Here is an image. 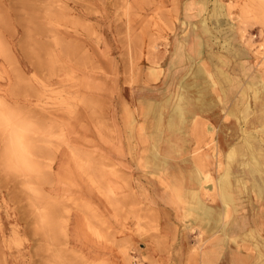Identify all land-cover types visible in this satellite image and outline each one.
<instances>
[{
  "label": "rangeland",
  "instance_id": "1",
  "mask_svg": "<svg viewBox=\"0 0 264 264\" xmlns=\"http://www.w3.org/2000/svg\"><path fill=\"white\" fill-rule=\"evenodd\" d=\"M225 1L239 16L231 22L264 28V0ZM171 10L163 0H0V264H102L70 246L76 214L125 263L143 264L134 249L155 239L159 225L150 210L116 196L114 168L91 137H107L112 104L140 86L139 68L158 60L177 16ZM184 113L177 105L170 126ZM12 134L22 138L27 168L5 158ZM91 188L123 223H134L141 243L115 238ZM213 255L201 250V262L213 264Z\"/></svg>",
  "mask_w": 264,
  "mask_h": 264
},
{
  "label": "crops",
  "instance_id": "2",
  "mask_svg": "<svg viewBox=\"0 0 264 264\" xmlns=\"http://www.w3.org/2000/svg\"><path fill=\"white\" fill-rule=\"evenodd\" d=\"M163 1L177 15L169 39L158 60L136 74L140 86H156L123 90L126 95L112 104L107 137L94 132L92 147L114 168L108 176L116 196L150 210L159 225L155 239L134 249L141 263L203 264L205 249L215 253L213 264H264V28L231 22L232 15L239 16L228 12L225 0H174L175 7L172 0ZM217 43L224 49L214 48ZM177 105L185 113L174 116L171 127ZM210 125L213 131L207 130ZM256 162L259 170L253 171ZM197 165L207 168L216 188L208 186L211 194L200 190L194 199ZM228 165L234 199L226 218L218 189ZM175 183L181 184L180 199L170 187ZM90 193L117 240L141 243L133 222L123 223L94 198L92 188ZM198 199L218 222L202 214ZM68 235L73 250L95 263L127 264L123 254L89 231L81 214L71 219Z\"/></svg>",
  "mask_w": 264,
  "mask_h": 264
},
{
  "label": "bare ground",
  "instance_id": "3",
  "mask_svg": "<svg viewBox=\"0 0 264 264\" xmlns=\"http://www.w3.org/2000/svg\"><path fill=\"white\" fill-rule=\"evenodd\" d=\"M151 69V68H149ZM214 83V82H213ZM202 94V93H201ZM190 95V94H189ZM191 96V95H190ZM205 96V95H203ZM182 99V98H180ZM209 107V106H208ZM196 109V108H195ZM199 114V113H198ZM2 116V115H1ZM5 122V121H4ZM12 126V125H11ZM21 128V127H19ZM20 130V129H19ZM207 130L208 131H213L214 128L210 125V126H207ZM10 137V136H9ZM22 143V138L20 137V135H16V134H12V137H11V140L10 142L8 143V145L6 146V153L8 154V156H6L5 158L7 157H12L14 159L17 160V164L20 162V166L21 167H29L30 166V161L25 157V159H27L28 161H25L24 159V155H23V145L21 144ZM212 143V142H211ZM214 144V143H213ZM25 149V148H24ZM5 153V154H6ZM221 154V153H220ZM10 155V156H9ZM179 155V154H178ZM230 155H232V153H230ZM219 156V155H218ZM231 157V156H230ZM11 158V160H12ZM13 159V160H14ZM15 161V160H14ZM23 161V163H22ZM16 163V162H15ZM21 163L23 165H21ZM221 163V162H220ZM204 165V164H203ZM201 164V166H203ZM205 167V166H204ZM259 167V164L256 162L255 163V166L253 167V171H256V170H259L258 169ZM172 168V167H171ZM207 169V168H206ZM205 169V170H206ZM233 169V168H232ZM204 168H200L199 165H197V170L195 172V174H192V198L194 199H197L198 198V192L200 190H206L205 193H209L211 194V192L208 191V186L210 188L211 187H214L216 188V185L214 183L210 184L209 182H213L214 179L212 180L213 177H211V175L205 171ZM222 170V169H221ZM235 171V170H234ZM224 172V171H223ZM261 172V171H260ZM237 174V173H235ZM238 175H240L238 173ZM242 175V174H241ZM231 176H232V170H230V166L228 165L227 168H225V173L221 176H219V189H218V192L223 200V202L225 203L224 205V215L221 214V216L223 215L224 217H228L229 216V210H230V206H229V203L233 201L234 199V196L231 192V187H232V184H231ZM246 178V177H245ZM236 182V180H235ZM209 183V184H208ZM189 186V185H188ZM171 189L174 190L175 194L178 195V198L180 199V197H183L184 194H182V189H181V184L179 183H175V184H172L170 185ZM199 189V190H198ZM198 190V191H197ZM214 190V189H213ZM212 190V191H213ZM258 190V189H257ZM184 191V190H183ZM208 195V194H207ZM213 195V194H212ZM211 196V195H210ZM216 196V195H215ZM214 198V197H213ZM178 200V199H177ZM199 200V199H198ZM199 204H198V208L199 209H202V214L204 216H206L207 218L209 219H213V221H216L218 222V219L214 218V211L209 207L207 206L202 200H199L198 201ZM220 204V203H218ZM218 207V206H216ZM221 207V206H220ZM199 216V215H198ZM198 218V217H197ZM215 222V224H216ZM214 224V225H215ZM226 224V223H225ZM230 245V244H229ZM230 253V252H229ZM228 253V254H229ZM227 254H225L226 256ZM228 256V255H227ZM230 262V261H229Z\"/></svg>",
  "mask_w": 264,
  "mask_h": 264
}]
</instances>
